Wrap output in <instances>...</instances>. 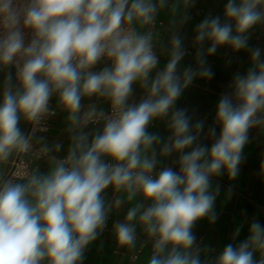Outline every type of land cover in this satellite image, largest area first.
Listing matches in <instances>:
<instances>
[{"label":"clouds","instance_id":"1","mask_svg":"<svg viewBox=\"0 0 264 264\" xmlns=\"http://www.w3.org/2000/svg\"><path fill=\"white\" fill-rule=\"evenodd\" d=\"M168 3L0 0V264H84L110 214L124 204V220L112 225L120 248L142 251L151 243L146 264H208L193 227L217 219L219 188H212L211 178L226 173L235 179L249 131L264 130V58L248 45L250 31L264 26V0H227L223 22L209 15L196 25V70L179 71L186 51L173 32L167 63L152 76L160 62L153 28ZM193 3L184 0L186 8ZM187 19L183 15L181 24ZM221 47L250 51L251 67L234 76L231 94L220 96V133L209 129L215 138L209 148L198 143L204 121L193 124L175 105L196 78L213 77L205 56ZM102 60L105 66L95 70ZM134 85L144 93L138 103H130ZM53 97L72 134L67 155H49L45 173L25 170L4 178L3 166L34 152L33 131L55 115ZM86 98L102 99L108 110L93 104L85 113ZM85 117L102 126L78 131L87 126ZM21 120L33 126L30 133L22 131ZM159 120H166L167 139L148 130ZM40 151L53 149L44 144ZM174 153L179 171H157ZM109 188L116 194L111 201ZM138 227L145 237L139 248ZM248 233L238 245L228 243L212 264H264V225L254 220Z\"/></svg>","mask_w":264,"mask_h":264},{"label":"crops","instance_id":"2","mask_svg":"<svg viewBox=\"0 0 264 264\" xmlns=\"http://www.w3.org/2000/svg\"><path fill=\"white\" fill-rule=\"evenodd\" d=\"M168 6L162 8L156 18V21L162 22L161 26H156L153 31L156 33V49L160 58L157 69L151 74L162 69L167 63V48L169 39L173 32L182 37V46L186 55L179 65V71L191 67L196 70L199 65L196 61L197 45L195 43V27L205 17L220 16L223 22L224 7L227 0H194L189 7H185L184 0H168ZM186 15L188 19L181 24V17ZM248 45L249 49H261L262 58H264V26H259L250 31ZM208 42H205L203 49L206 52ZM207 61L204 67H208L214 73L211 79L196 78L193 83L185 89L181 97L176 102V109H186L188 115L192 118V123L204 121V132L198 143L202 146L211 147L214 143L213 137L208 136L209 129L215 127L216 137L219 136L220 127L215 124V114L218 100L222 93L231 94L234 76L236 74H245L251 67V53L248 50L234 52L229 47H221L217 52L210 56H205ZM105 66V61H101L95 70H100ZM14 72V70H12ZM5 76L4 71H0V85H2ZM134 95L131 102L138 103L143 96V90L134 85ZM2 95V88H0ZM85 113L93 104L105 111L108 105L102 99L93 98L84 100ZM52 108L57 111V115L52 118V126L49 132L40 133L33 137V144L40 149L47 144L53 151L45 158L31 159L25 156L29 161L32 170L38 169L41 173L48 171L50 166L49 155L57 158H63L67 155V150L71 142V133L68 131L66 113L63 112L53 97L51 101ZM87 126L78 131L91 132L102 124H93V118L85 117ZM28 123L21 120L20 127L27 133ZM149 132L158 133L162 138L167 139L170 135L166 128V120L153 121L148 128ZM59 144V151L55 146ZM15 159H13L14 161ZM177 156L173 155L163 158L158 164L157 171L163 167H173L179 171L178 164L175 163ZM12 161V162H13ZM11 162V163H12ZM3 166L4 178L11 175L12 165ZM213 189L219 188V193L215 200L214 210L217 219L210 223L207 218L196 222L193 227V234L196 241H201L202 260H207L212 264L215 258L222 252L228 243L238 245L247 238L248 228L255 220L264 225V130L254 128L249 131V140L243 150V160L239 166V173L235 179H229L226 173L211 178ZM111 188L106 190V199L111 201L115 197ZM150 203V202H148ZM128 209L124 204L119 210L110 214L107 221V227L101 235L95 240L85 253L84 264H146L150 255L151 243L142 251L136 261L132 256L137 250H128L120 248L112 231V225L117 220L123 221ZM242 226V227H241ZM237 227H241L239 236L233 238ZM138 248L140 242L145 239L142 229L137 228Z\"/></svg>","mask_w":264,"mask_h":264},{"label":"built area","instance_id":"3","mask_svg":"<svg viewBox=\"0 0 264 264\" xmlns=\"http://www.w3.org/2000/svg\"><path fill=\"white\" fill-rule=\"evenodd\" d=\"M161 25H162V22H160V21H156V24H155L154 28H155L156 26H161ZM154 28H153V29H154ZM25 36H26V43H27V42L30 41V39H31V34H30V32H26V33H25ZM13 70H14V69H13ZM225 93H227V92H224V93H222V94H225ZM222 94H221V95H222ZM228 94H229V93H228ZM51 107H52V105H51ZM54 110H55V109H54ZM56 115H57V111L55 110V115L49 117V118L44 122L45 127H43L42 129H37V130H34V131H33V137H34L35 135H37V134H40V133H47V132H49L50 129H51V126H52V118L55 117ZM91 122H92L93 124H98V122H97V120H96L95 118H93V119L91 120ZM32 128H33V126H32V125H29V128H28L27 133H30V132L32 131ZM32 144H33V139H32ZM33 148H34V152L31 153V154H20V160H19V163H17L16 160H14V161L11 163L13 169H12V172H11V175H10V176H11L13 179L17 178V176H18L19 174H21V173H22L23 171H25V170H27V171H29V172L32 171V168H31V164H30V162H29V161H26V160L24 159L25 156H29L31 159H34V158L40 159V158H45V157L47 156V155H45L44 153L39 152L38 149L35 147L34 144H33ZM143 240H144V239H143ZM143 240H142V241H143ZM200 244H201V241H200V240H199V241H196V245H197L198 247H200ZM147 245H148V244H147ZM147 245L144 247V249L147 248ZM144 249H143V250H144ZM143 250H142V251H143ZM150 250H151V248H150ZM142 251L137 250L136 254L132 256V260H133V261H136V260L138 259L139 255L142 253Z\"/></svg>","mask_w":264,"mask_h":264}]
</instances>
